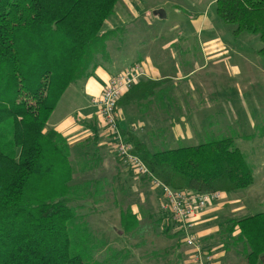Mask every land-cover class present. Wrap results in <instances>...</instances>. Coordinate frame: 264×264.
I'll return each mask as SVG.
<instances>
[{"label": "trees", "instance_id": "obj_1", "mask_svg": "<svg viewBox=\"0 0 264 264\" xmlns=\"http://www.w3.org/2000/svg\"><path fill=\"white\" fill-rule=\"evenodd\" d=\"M119 1L0 0V264H125L127 253L121 256L79 212L84 197L92 205L90 183L74 180L66 139L47 127L66 88L111 62L108 42L117 28L106 30L104 22ZM215 12L234 25V35H257L264 57V0H215ZM158 84L138 82L121 98L141 87L136 98L148 97ZM122 133L152 175L173 189L225 193L254 182L232 137L152 151L129 130ZM119 215L124 232L139 231L130 207ZM235 228L246 263L257 264L264 211L232 220L227 231ZM102 250L105 257L96 258Z\"/></svg>", "mask_w": 264, "mask_h": 264}, {"label": "crops", "instance_id": "obj_2", "mask_svg": "<svg viewBox=\"0 0 264 264\" xmlns=\"http://www.w3.org/2000/svg\"><path fill=\"white\" fill-rule=\"evenodd\" d=\"M142 1L144 0H136L134 10L127 8V10L117 12L116 7L114 15L105 21L107 24L104 27L108 30L113 26L130 22L127 19V15L130 14L131 21L136 22L135 52L129 56H112L110 63L99 64L88 77L70 84L47 121L48 128L56 130L66 139L70 155L82 158L91 155L90 161L101 165L107 172L105 174H110L111 177L126 167L120 166L121 162L112 157L114 155L113 145L100 124L95 102L109 79L125 67L136 65L141 68L144 75L138 82L159 81L152 95L136 98V95L140 94L143 89L142 87L139 90L135 88L129 96L120 99L121 104L116 110L122 128L137 135L149 148L151 145H162V143L196 145L195 143H200L203 138L206 139L207 133L212 130L215 131L223 126L231 128L230 124L218 125L217 119L210 118L208 114L210 108L204 104L205 95L213 96L216 92L218 95L220 93L215 88L205 89L210 81L204 79L199 85L190 82L189 77L206 67L211 61L216 65L229 60V55L234 48L217 36L211 37L215 27L202 14L197 26V34H204L201 41H198L201 60L200 55L193 51L187 34L183 35L186 33L185 26L179 23L169 27L158 24L157 20L166 18L164 9L157 7L148 10ZM190 7L194 8V4L192 3ZM176 11L178 12L177 9ZM165 31H167L166 35ZM216 35H219V32ZM233 53L237 54V51ZM189 56L193 61V67L188 65ZM239 58L246 61L245 56L241 54ZM233 69L234 75L243 74L236 66ZM248 83L249 81L240 79L234 83V88L240 91L242 84L248 85ZM218 90L233 91V88L230 84L221 85L219 82ZM217 132L211 134L216 136ZM92 137H95L93 141L90 140ZM130 173L132 174L131 171ZM119 177V174L115 175L117 184L124 182L123 180L120 182ZM134 187L136 188V185ZM248 188L244 193H237L238 190L220 192V197L211 201L205 210L193 220L197 242L203 251L212 255L215 264H247L244 259L243 242L235 239L239 230L235 228L228 232L227 228L232 220L253 214L248 204ZM151 189L155 195L151 196L155 201L157 199L158 214H155L156 210L148 214L140 209L146 200L149 206L152 205L149 201L151 196L143 193L145 196L136 198L133 192H130L129 207L132 213L137 215L140 225L143 223L158 229V226L161 227L168 222L170 226L167 231L158 232L157 237L153 233L156 239L149 238L148 248L136 243V250L140 251L139 255L136 252L138 256L136 264H192V248L183 242L181 234L177 233L176 227L167 217L161 220L159 213L161 212V192L156 187ZM85 217L98 235L103 236L108 233L105 224L110 225L109 212L98 215L92 211ZM112 231L117 233L114 228ZM103 253L104 250L96 255V258L103 259L105 257ZM257 264H264V252L259 255Z\"/></svg>", "mask_w": 264, "mask_h": 264}, {"label": "rangeland", "instance_id": "obj_3", "mask_svg": "<svg viewBox=\"0 0 264 264\" xmlns=\"http://www.w3.org/2000/svg\"><path fill=\"white\" fill-rule=\"evenodd\" d=\"M142 2L148 10L156 9L157 7L164 9V16L166 18L160 21L157 20L158 24L169 27L170 25L174 26L176 23H179L185 26L186 33L183 35L187 34V38L193 46L191 48L200 55L201 60L200 44H198V41H201L204 34H197V26L202 14L215 27L213 33H211V37L217 36L221 40H224L230 47L234 48L231 55H229V60L216 65L212 61L209 62L206 67L192 74L189 77V81L200 85L202 80L204 81L206 79L210 82H208L205 89L215 88L220 93L218 95L216 92L213 96H210V94L205 95L204 104L210 108V112H208L210 118L217 119L218 125L230 124L231 128L223 126L207 134L210 136L212 135L211 133L218 131L215 134L218 138L224 136L233 138L235 146L243 153L247 164L253 169L254 173V182L248 188V204L250 210L252 213L264 211V57L257 52L261 47L258 36L246 32H242L237 36L234 35V25L222 22L217 16L214 0H144ZM192 3L194 4V8L190 7ZM116 7L118 8L117 12L119 10H127V8L134 10L136 8V0H120ZM127 19L130 22L113 26L117 29L108 42V51L111 57L129 56L132 52H135L136 22L131 21L132 16L130 14L127 15ZM106 24L104 22V26ZM217 32H219V35H216ZM166 33L167 31L164 34L166 35ZM235 51H237V54L233 53ZM240 54L245 56L246 61L239 58ZM188 65L189 67H193V61L190 56L188 58ZM234 66L239 68L243 74L234 75ZM219 78H221V81H219ZM240 79L249 81V83L248 85L242 84L241 90L239 91L234 88V83ZM219 82L221 85L230 84L233 91H219ZM203 141H205L204 138L200 143ZM178 145L162 143V145H151L150 149L155 151L176 147ZM181 145L189 144L184 143ZM90 156L88 155L87 159L81 156L76 157L75 155H70L74 170V180L76 182L87 181L90 183L88 189H94L92 190V196L89 198L92 205L84 197L79 201L80 205H82L79 212L85 215H89L92 211L98 215L109 212L110 225L105 224V226L108 229L106 235H108L112 247L120 249L121 256L123 253H127V256L123 258L125 264H136V258L138 257L136 256V252L138 255L140 254V251L136 250V243H139L141 247L147 246L148 248L150 245L149 238L153 237L156 239L157 233L163 231L161 227L164 226H158L157 229L155 227L152 228V225L142 223L140 228H138L139 231H136L135 227L131 233H126L121 228L119 212L122 208L129 207L130 192H133L136 198L144 194H148L146 196L149 197L151 195L155 196L151 189L153 186L148 179L140 175L137 177L133 173L131 174L127 168L120 169L117 173L120 175V182L122 180L124 181L121 184H117V178H115L117 174L114 177H111L110 174H105L107 172L101 165H96L95 162L92 163L90 161ZM115 156L114 151L112 157L117 161L118 158ZM120 166L124 165L120 164ZM116 168L119 170L118 166ZM135 185L136 188L134 187ZM131 189H136V191H132ZM245 191L246 189H241L237 193H244ZM149 201L153 207L149 206L146 200V203L144 202L140 206V209L143 213L148 214L156 210L155 214L157 215V210H159L157 199L155 201L151 196ZM159 213L163 215L161 212ZM111 225L114 226L113 228L117 231V235L113 233ZM167 225L170 226L169 224H165L166 227ZM148 258L150 259V257Z\"/></svg>", "mask_w": 264, "mask_h": 264}, {"label": "built area", "instance_id": "obj_4", "mask_svg": "<svg viewBox=\"0 0 264 264\" xmlns=\"http://www.w3.org/2000/svg\"><path fill=\"white\" fill-rule=\"evenodd\" d=\"M144 72L140 67L128 66L113 75L104 87L95 104L98 109L100 124L113 145L118 160L135 176L147 178L152 186L161 192L160 211L167 214L172 225L181 231L183 242L192 248V264H215L210 253L203 251L193 230L194 218L207 205L220 197L219 191L196 193L192 190L173 189L154 177L139 156L133 153L132 144L122 133V126L116 114L118 100Z\"/></svg>", "mask_w": 264, "mask_h": 264}]
</instances>
